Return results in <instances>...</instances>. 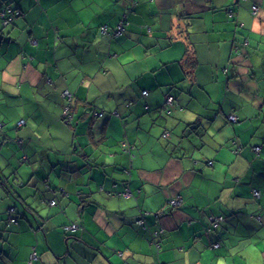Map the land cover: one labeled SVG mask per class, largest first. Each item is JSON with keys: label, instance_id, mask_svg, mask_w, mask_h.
<instances>
[{"label": "crops", "instance_id": "obj_1", "mask_svg": "<svg viewBox=\"0 0 264 264\" xmlns=\"http://www.w3.org/2000/svg\"><path fill=\"white\" fill-rule=\"evenodd\" d=\"M3 2L0 264H264V0Z\"/></svg>", "mask_w": 264, "mask_h": 264}, {"label": "built area", "instance_id": "obj_2", "mask_svg": "<svg viewBox=\"0 0 264 264\" xmlns=\"http://www.w3.org/2000/svg\"><path fill=\"white\" fill-rule=\"evenodd\" d=\"M1 7H0V19H1V25L2 26H7V25L11 24L15 18H17V17L20 16V12L19 11L13 10L12 8H10L9 6H7L5 4H4L3 8H1ZM256 9H257L256 6H252V11L253 12H255ZM126 24H127V22L125 20H121L120 23L115 28V30L112 32V36H119L120 34H122L123 31H124V27L126 26ZM100 31H101L102 34H106L107 33L106 26L101 27V30ZM146 93H147L146 91H143L142 92L143 95H145ZM62 97H63V99H65L68 102H71L72 99H73L72 98V95L67 90H64L62 92ZM166 101H167L168 104H171L172 101H173V98L172 97H167ZM99 115H101V114H99ZM70 117H71V115H70V107L68 105H66L64 107V109H63V114L61 116V120L64 123H67L68 120L70 119ZM228 119L231 122H235L237 118L235 116H233V115H230ZM24 124H25L24 120H19V121H17L16 126L19 128V127H22ZM2 126H3V122L0 121V129H1ZM167 135H168V133L167 132H164L163 137H166ZM17 142L20 143L21 141L18 140ZM259 150H260L259 146H256V147L253 148V151L255 153H259ZM208 164H211V162H208ZM119 195H122L124 197H128L130 195V192H129L128 188H126L123 192L119 193ZM253 195L255 197H258L259 196V194H258L257 191H254L253 192ZM179 203H180V198L179 197L173 198V199H171L168 202V207L174 208ZM50 205L51 206L56 205L55 200L50 201ZM15 214H16V212H15V209L14 208L11 207V208L8 209V218H9L10 222H13V223L16 222V219H15V216H14ZM220 220H221V218H218V219L214 220V222H213L212 225L214 227H216L218 221H220ZM137 222L139 223V226L143 227L142 215L137 220ZM78 228H79L78 224H76V223H70L68 225L63 226L62 227V230H63V232L67 233V232H74ZM155 245H156V247H158V243H155ZM217 246H218V244H214L213 245L214 248H216Z\"/></svg>", "mask_w": 264, "mask_h": 264}, {"label": "trees", "instance_id": "obj_3", "mask_svg": "<svg viewBox=\"0 0 264 264\" xmlns=\"http://www.w3.org/2000/svg\"><path fill=\"white\" fill-rule=\"evenodd\" d=\"M7 6H9L10 8H12L13 10H17V11H19L20 12V15L22 14V12L18 9V8H15V7H11L8 3L6 4ZM16 19V18H15ZM14 19V20H15ZM14 20H13V22H14ZM12 22V23H13ZM11 23V24H12ZM10 25V24H9ZM9 25H7V26H9ZM4 27H6V26H2L1 25V19H0V33L2 32V28H4ZM17 127V126H16ZM18 143V142H17ZM254 191H257L258 192V194H259V196L258 197H255L254 195H253V192ZM260 197H261V193H260V191L258 190V189H253L252 190V198H253V200L254 201H258L259 199H260ZM251 218L252 219H254L259 225H261V226H264V218H263V212L262 211H260V212H258V213H251ZM16 219V218H15ZM220 224V223H219ZM219 226V225H218ZM207 229L208 230H211V229H213L211 226H208L207 227ZM217 229V228H216ZM216 229H214V230H212V231H214L215 233L217 232V231H215ZM217 244V243H216Z\"/></svg>", "mask_w": 264, "mask_h": 264}, {"label": "bare ground", "instance_id": "obj_4", "mask_svg": "<svg viewBox=\"0 0 264 264\" xmlns=\"http://www.w3.org/2000/svg\"><path fill=\"white\" fill-rule=\"evenodd\" d=\"M229 120V119H228ZM231 122V121H230ZM126 188H128V187H125L122 191H120V192H118L117 194L119 195V193H121V192H123ZM129 190V189H128ZM129 192H130V190H129ZM130 195H131V192H130ZM130 195L128 196V197H130ZM120 196H122V195H120ZM124 197V196H123ZM128 197H125V198H128ZM176 197H179V196H176ZM176 197H174V198H176ZM180 198V197H179ZM173 199V198H172ZM181 201V200H180ZM147 214V212H143V213H141L140 214V216L137 218V220L141 217V215H142V219H143V227H141V226H139V223L137 222V220H135V224L138 226V227H140V228H142L143 230L146 228V225H145V223H144V216ZM154 216L155 217H157L158 216V213H154ZM218 218H221V220L220 221H218V223H217V226L216 227H214L212 224H213V222H214V220H216V219H218ZM222 220H223V218L222 217H216V218H214L212 221H211V223L209 224V226H211L213 229H216L217 227H218V225H219V223H221L222 222ZM214 245V244H213ZM212 245V246H213Z\"/></svg>", "mask_w": 264, "mask_h": 264}, {"label": "rangeland", "instance_id": "obj_5", "mask_svg": "<svg viewBox=\"0 0 264 264\" xmlns=\"http://www.w3.org/2000/svg\"><path fill=\"white\" fill-rule=\"evenodd\" d=\"M4 4H5L4 2H1V3H0V7H1L2 5L4 6ZM5 5H6V4H5ZM3 6H2L1 8H3ZM126 28H127V26L124 27V31H126ZM124 31H123V32H124ZM122 34H123V33H122ZM122 34H120L119 36H113V37H114L115 40H121V39H117V38H120L121 36H123ZM26 107H30V105H27ZM16 123H17V122H16Z\"/></svg>", "mask_w": 264, "mask_h": 264}, {"label": "water", "instance_id": "obj_6", "mask_svg": "<svg viewBox=\"0 0 264 264\" xmlns=\"http://www.w3.org/2000/svg\"><path fill=\"white\" fill-rule=\"evenodd\" d=\"M3 2V0H0V3Z\"/></svg>", "mask_w": 264, "mask_h": 264}]
</instances>
